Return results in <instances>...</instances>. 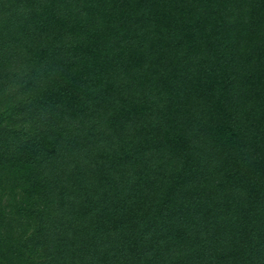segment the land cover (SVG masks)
<instances>
[{"label": "trees", "instance_id": "1", "mask_svg": "<svg viewBox=\"0 0 264 264\" xmlns=\"http://www.w3.org/2000/svg\"><path fill=\"white\" fill-rule=\"evenodd\" d=\"M0 264H264V0H0Z\"/></svg>", "mask_w": 264, "mask_h": 264}]
</instances>
